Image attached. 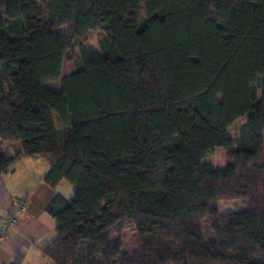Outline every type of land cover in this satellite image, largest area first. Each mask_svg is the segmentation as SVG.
<instances>
[{"label": "trees", "instance_id": "trees-1", "mask_svg": "<svg viewBox=\"0 0 264 264\" xmlns=\"http://www.w3.org/2000/svg\"><path fill=\"white\" fill-rule=\"evenodd\" d=\"M41 154L54 264H264V0H0V172Z\"/></svg>", "mask_w": 264, "mask_h": 264}, {"label": "crops", "instance_id": "crops-1", "mask_svg": "<svg viewBox=\"0 0 264 264\" xmlns=\"http://www.w3.org/2000/svg\"><path fill=\"white\" fill-rule=\"evenodd\" d=\"M91 47L100 53L99 48ZM54 81L56 84L50 88L59 91L60 81L50 82ZM47 86H50L49 82ZM8 145L5 143L4 147L8 154H12L13 147ZM14 146L20 147L16 142ZM50 167L49 157L41 154L22 157L7 172H0V214L7 213L15 201L26 200L28 203L27 212L19 216L7 240L0 243V264H51L41 248L58 237V223L47 212V207L56 194L71 198L75 188L65 179L55 187L49 185L45 175Z\"/></svg>", "mask_w": 264, "mask_h": 264}, {"label": "rangeland", "instance_id": "rangeland-1", "mask_svg": "<svg viewBox=\"0 0 264 264\" xmlns=\"http://www.w3.org/2000/svg\"><path fill=\"white\" fill-rule=\"evenodd\" d=\"M101 38V34L97 31H91L89 35L88 44L90 46H94L99 48V40ZM81 67L80 63V56L78 48H72L68 50L66 55V60L63 66V73H72L78 70ZM51 87L52 85L56 84V81L49 82ZM54 87V86H52ZM60 89V84H59ZM247 121L246 117L239 118L236 122L231 125L229 128V135L235 140L236 146H238V137L240 132V127ZM56 125L58 127L62 126L61 123L58 121L56 117ZM18 146L21 145L20 141L16 142ZM12 149H10V152ZM205 162L212 163L215 167H225L228 163V156L223 148H217L213 153L209 154L205 159ZM247 206V201L244 198H231V199H220L219 200V213L224 214L232 211H240ZM203 226H204V234L206 237L211 238L212 233L209 228V220L207 218L203 219ZM123 241H124V248L125 250L132 251L135 250L139 246V241L137 234L132 226H128L123 230ZM48 262L53 264L52 261L47 259Z\"/></svg>", "mask_w": 264, "mask_h": 264}, {"label": "built area", "instance_id": "built-area-1", "mask_svg": "<svg viewBox=\"0 0 264 264\" xmlns=\"http://www.w3.org/2000/svg\"><path fill=\"white\" fill-rule=\"evenodd\" d=\"M27 210V201L18 200L13 203L7 213L0 214V243L7 240L12 226L17 222L19 216L27 212Z\"/></svg>", "mask_w": 264, "mask_h": 264}]
</instances>
